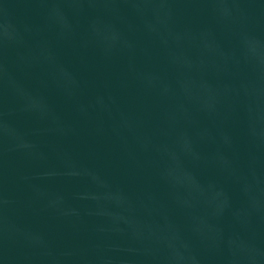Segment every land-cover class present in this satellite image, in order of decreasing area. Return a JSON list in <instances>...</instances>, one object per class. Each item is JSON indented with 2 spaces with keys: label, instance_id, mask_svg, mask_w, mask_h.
I'll return each mask as SVG.
<instances>
[{
  "label": "water",
  "instance_id": "95a60500",
  "mask_svg": "<svg viewBox=\"0 0 264 264\" xmlns=\"http://www.w3.org/2000/svg\"><path fill=\"white\" fill-rule=\"evenodd\" d=\"M0 264H264V0H0Z\"/></svg>",
  "mask_w": 264,
  "mask_h": 264
}]
</instances>
